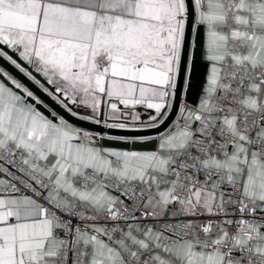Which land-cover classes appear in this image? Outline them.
Wrapping results in <instances>:
<instances>
[{
    "label": "snow or ice",
    "instance_id": "1",
    "mask_svg": "<svg viewBox=\"0 0 264 264\" xmlns=\"http://www.w3.org/2000/svg\"><path fill=\"white\" fill-rule=\"evenodd\" d=\"M0 264H264V0H0Z\"/></svg>",
    "mask_w": 264,
    "mask_h": 264
}]
</instances>
